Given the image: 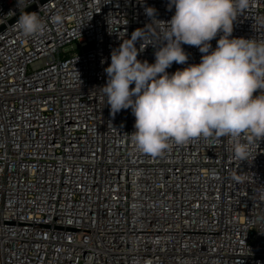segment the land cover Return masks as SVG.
<instances>
[{
  "label": "built area",
  "instance_id": "obj_1",
  "mask_svg": "<svg viewBox=\"0 0 264 264\" xmlns=\"http://www.w3.org/2000/svg\"><path fill=\"white\" fill-rule=\"evenodd\" d=\"M25 12L44 33L22 35ZM174 13L170 0H0V264H264V139L241 137L246 159L228 137L152 157L100 89L136 29L137 58L154 63ZM239 37L264 40V0L238 14ZM182 47L169 74L200 63Z\"/></svg>",
  "mask_w": 264,
  "mask_h": 264
},
{
  "label": "clouds",
  "instance_id": "obj_2",
  "mask_svg": "<svg viewBox=\"0 0 264 264\" xmlns=\"http://www.w3.org/2000/svg\"><path fill=\"white\" fill-rule=\"evenodd\" d=\"M250 2L170 0L175 13L166 21L169 31L154 63L137 58L143 48L137 49L136 42H144L146 27L112 50L104 70L107 82L100 89L112 116L131 109L135 131L129 136L139 152L157 157L173 143L228 137L234 156L246 159L250 146L241 137L264 139V40L230 38L233 22ZM146 13L154 16L155 9ZM53 20L59 24L63 18L56 15ZM17 24L25 37L45 31L38 12L21 14ZM219 33L223 35L213 49L210 42ZM185 44L203 54L200 63L169 74L166 70L174 62H187Z\"/></svg>",
  "mask_w": 264,
  "mask_h": 264
}]
</instances>
